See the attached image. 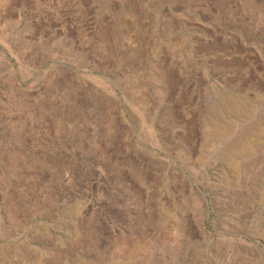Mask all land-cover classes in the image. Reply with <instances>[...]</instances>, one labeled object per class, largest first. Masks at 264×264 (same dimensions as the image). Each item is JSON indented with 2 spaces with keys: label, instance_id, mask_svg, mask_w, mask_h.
<instances>
[{
  "label": "rangeland",
  "instance_id": "374dc122",
  "mask_svg": "<svg viewBox=\"0 0 264 264\" xmlns=\"http://www.w3.org/2000/svg\"><path fill=\"white\" fill-rule=\"evenodd\" d=\"M0 264H264V0H0Z\"/></svg>",
  "mask_w": 264,
  "mask_h": 264
},
{
  "label": "bare ground",
  "instance_id": "6f19581e",
  "mask_svg": "<svg viewBox=\"0 0 264 264\" xmlns=\"http://www.w3.org/2000/svg\"><path fill=\"white\" fill-rule=\"evenodd\" d=\"M219 136H220V134H219ZM223 136V135H222Z\"/></svg>",
  "mask_w": 264,
  "mask_h": 264
}]
</instances>
